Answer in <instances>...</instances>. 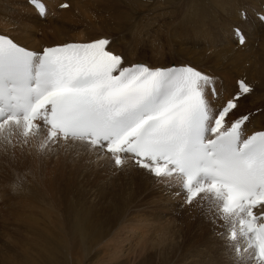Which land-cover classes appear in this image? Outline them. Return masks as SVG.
Here are the masks:
<instances>
[{
	"label": "bare ground",
	"instance_id": "bare-ground-1",
	"mask_svg": "<svg viewBox=\"0 0 264 264\" xmlns=\"http://www.w3.org/2000/svg\"><path fill=\"white\" fill-rule=\"evenodd\" d=\"M42 1L43 15L31 0H0V35L37 52L108 38V50L122 55L124 66H194L219 77L221 94L213 102L217 109L243 79L253 88L240 102V112L251 113L245 132L264 129V0ZM203 7H209L208 12L198 16ZM235 27L245 35L244 45L239 44ZM42 144L77 146L88 179L101 180L104 164L113 172L129 173L130 194L108 200L100 185L103 211L81 205L93 190H84V180L74 182L76 177L70 176L74 172L59 177L38 163L24 162L25 156L41 152ZM124 159L117 167L110 154L75 138L49 142L43 127L36 135L25 136L19 129L0 134V206L5 211L0 221L4 233L0 264H83L90 259L96 260L91 264H258L244 250L239 230L238 235H229L235 217L223 213L220 197L206 192L188 204L179 175L156 177L133 158ZM64 190L75 197L67 211ZM141 203L151 210L140 211L135 204ZM20 229L26 233L24 240L14 236ZM237 245L243 255L234 250Z\"/></svg>",
	"mask_w": 264,
	"mask_h": 264
},
{
	"label": "snow or ice",
	"instance_id": "snow-or-ice-1",
	"mask_svg": "<svg viewBox=\"0 0 264 264\" xmlns=\"http://www.w3.org/2000/svg\"><path fill=\"white\" fill-rule=\"evenodd\" d=\"M31 3L45 13L38 0ZM234 32L244 45L242 30ZM110 43L100 38L37 52L0 35V134L36 135L43 127L47 140L85 139L117 167L131 155L156 177L181 174L186 202L206 192L222 198L223 213L240 218L255 260L264 264V224L257 225L264 220V130L246 135L251 113L240 112L253 88L238 80L213 108L219 77L191 65L124 66ZM201 175L210 181L198 182Z\"/></svg>",
	"mask_w": 264,
	"mask_h": 264
},
{
	"label": "rangeland",
	"instance_id": "rangeland-1",
	"mask_svg": "<svg viewBox=\"0 0 264 264\" xmlns=\"http://www.w3.org/2000/svg\"><path fill=\"white\" fill-rule=\"evenodd\" d=\"M208 10H209V7L199 8L197 10L198 16L203 15V14L206 15ZM190 43L192 44L193 42H190ZM144 54L149 55L150 53L148 50H146L144 52ZM49 142H51V141H49ZM68 145L69 144H65V145L55 144V145H52L50 147L42 148L40 150L41 152H38L37 154L31 153L30 156H25L24 162H32L33 164L38 163L39 164L38 167L42 168L45 172H56L59 177L62 174H65V176H67L71 172H74L73 174H70V176H72V177L74 176V178L76 177L75 180L73 179L74 182L77 181L76 183L79 184V181L84 180L85 181V182H83L84 186L82 185L84 190H87L88 188L93 190V192L85 195V197L82 199V202H81V205L86 206L87 208H89L91 210H97V211L102 212L104 209L105 199H104L103 195L100 193V191H97V188L100 187V185H101V191H102V188L105 187L104 188L105 190L103 189V192L105 193V191H106L105 197H107L108 200L109 199L113 200L114 198H116V200L118 201V199L121 197L122 193H124L126 196H128L130 194L129 192L131 190H129V186L131 185V183H130L131 176H129V173L127 174V172H113L111 170L112 168L110 167L109 164L108 165L104 164L101 176L99 175L101 177V180H96L94 178L92 179V177L90 179H88L90 177L88 174H86V173H88V172H86L88 170L83 165V162L81 161V159H79L77 156V154L79 155V153L77 151V146H74V145L68 146ZM111 162H112V160H111ZM80 166H81V168H80ZM108 166H109V168H108ZM107 171H108V173H107ZM11 172H10V176L13 177L15 173L13 171L11 174ZM84 172H86V173H84ZM104 172L107 173L109 176L105 177V175H103ZM113 175H114V177H113ZM54 177L59 179V177H57L56 175ZM107 191H108L109 195H108ZM98 196L101 197V199H102L101 202L98 201V199H97ZM62 198H63V204H64L63 207H64L65 211H67V208L69 206L73 205V203L75 201V197L72 196L71 194H69L66 190H64L62 192ZM146 203L135 204V205H137V207L140 209V211L151 210V207L149 205H147ZM0 208H1L0 209V221H1V218H3L2 214H4L5 211L3 210L4 209L3 207L0 206ZM133 212L134 211H132L130 214H132ZM116 216L117 215H116L115 210H114L112 222L116 219L115 218ZM14 236L16 239H19V240L26 239V233H25L24 229H22V230L20 229V231L15 233ZM2 238H4V233H3V230H0V239H2ZM148 239L149 238H147V240ZM146 259L148 260L149 257L147 256ZM95 261H96L95 259H90L88 261L83 260V264H91V263H94Z\"/></svg>",
	"mask_w": 264,
	"mask_h": 264
},
{
	"label": "clouds",
	"instance_id": "clouds-1",
	"mask_svg": "<svg viewBox=\"0 0 264 264\" xmlns=\"http://www.w3.org/2000/svg\"><path fill=\"white\" fill-rule=\"evenodd\" d=\"M12 191L15 193L17 191V185H12Z\"/></svg>",
	"mask_w": 264,
	"mask_h": 264
}]
</instances>
